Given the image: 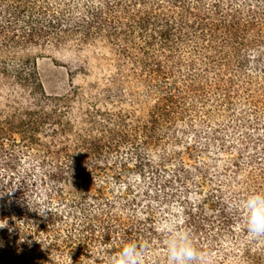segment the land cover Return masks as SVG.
<instances>
[{"label": "trees", "instance_id": "obj_1", "mask_svg": "<svg viewBox=\"0 0 264 264\" xmlns=\"http://www.w3.org/2000/svg\"><path fill=\"white\" fill-rule=\"evenodd\" d=\"M99 49L108 76L45 91L39 57ZM253 190L264 0H0V264H165L172 205L214 264H264L230 210Z\"/></svg>", "mask_w": 264, "mask_h": 264}, {"label": "clouds", "instance_id": "obj_2", "mask_svg": "<svg viewBox=\"0 0 264 264\" xmlns=\"http://www.w3.org/2000/svg\"><path fill=\"white\" fill-rule=\"evenodd\" d=\"M241 213L243 228L250 240L264 238V191H250L242 200L230 202V210ZM165 248V264H214L210 253L197 246L193 232L175 216L160 219ZM147 246L136 241L122 244L115 255H109L106 264H147ZM96 264V258H93Z\"/></svg>", "mask_w": 264, "mask_h": 264}, {"label": "rangeland", "instance_id": "obj_3", "mask_svg": "<svg viewBox=\"0 0 264 264\" xmlns=\"http://www.w3.org/2000/svg\"><path fill=\"white\" fill-rule=\"evenodd\" d=\"M103 53L105 51L102 49L82 53L63 50L50 51L46 56L39 57L37 68L45 91L48 94H64L69 91L71 85L85 84L108 76L112 71L100 58ZM81 64L86 66L89 75L77 74L70 77L68 69H74ZM181 215V209L172 205L169 211L158 214V224L160 225L161 218L168 216H175L180 221Z\"/></svg>", "mask_w": 264, "mask_h": 264}]
</instances>
